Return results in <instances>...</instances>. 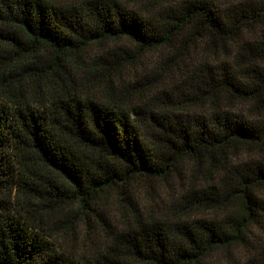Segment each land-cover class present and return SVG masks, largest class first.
<instances>
[{"label":"trees","instance_id":"1","mask_svg":"<svg viewBox=\"0 0 264 264\" xmlns=\"http://www.w3.org/2000/svg\"><path fill=\"white\" fill-rule=\"evenodd\" d=\"M224 255L264 264V0H0V264Z\"/></svg>","mask_w":264,"mask_h":264},{"label":"rangeland","instance_id":"2","mask_svg":"<svg viewBox=\"0 0 264 264\" xmlns=\"http://www.w3.org/2000/svg\"><path fill=\"white\" fill-rule=\"evenodd\" d=\"M148 56H150V55L148 54ZM162 186L160 185L158 187H152V186H149L148 182H145V191H140L139 197L137 196L138 197L137 200H139V202H141L143 204H151V203L155 202V201H151V198L155 197V199L158 200L157 202H160L161 205H165V203H163L162 200L165 197V194L167 193V191H165L164 187H162ZM165 198H167V197H165ZM157 209L161 210V208H159L158 206H157ZM70 239H71L70 242H74V240H75V238H73V235L70 236ZM58 240L60 241V243L62 245H65L66 239L64 237H62V238L59 237ZM65 246H67V245H65ZM243 252L244 251H239V253H241V254H243ZM226 259L227 258L224 255L222 258L223 262H221V264H225Z\"/></svg>","mask_w":264,"mask_h":264}]
</instances>
